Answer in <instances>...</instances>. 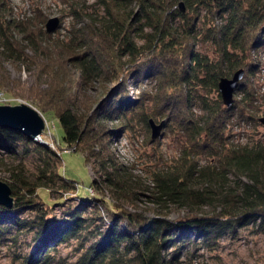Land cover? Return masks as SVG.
Here are the masks:
<instances>
[{
  "label": "trees",
  "instance_id": "16d2710c",
  "mask_svg": "<svg viewBox=\"0 0 264 264\" xmlns=\"http://www.w3.org/2000/svg\"><path fill=\"white\" fill-rule=\"evenodd\" d=\"M88 7L72 8L65 38L53 44L46 31L38 29V39L32 24L11 17L9 1L0 0V68L4 61H31L47 72L48 84L31 102L57 119L65 148L80 152L97 173L82 194L75 180L60 173L59 151L0 125V151L12 154L21 141L23 154L36 156L30 175L21 161L10 169L6 183L14 206L0 205L1 232L34 228L41 238L24 264H49L53 255L48 243L70 240L79 249L74 264H188L200 249L219 257L221 242L237 237L242 228L264 235V141L253 138L260 124L251 86L258 69L253 51L264 45V0H95ZM47 49L45 62L29 59L26 52L39 57ZM55 49L69 52L67 61L83 82L112 84L99 106L80 109L72 89L81 83L74 78L66 86L61 67L48 63ZM240 68L244 75L234 92L239 98L233 95V103L225 106L218 81ZM128 79L141 87L130 101L126 93L118 96L127 92ZM2 81L0 86L8 87ZM156 117L165 118L170 131L181 132L184 145L164 170L150 175L154 189L147 190V198L158 211L148 217L125 207L138 199L137 184L111 148L112 141L103 139L130 134L138 122L147 127L148 119ZM251 121L248 141L232 144L233 129ZM107 122L112 128L104 126ZM40 188L58 189L79 203L63 220L51 221V205L43 201L40 207ZM105 192L113 204L102 217L99 203L106 201ZM168 204L185 207L184 215L164 217L162 208ZM89 205L91 216L83 213ZM202 205L211 209L200 213ZM27 207L44 210L32 219L20 217L19 209ZM102 218H110L108 227L102 228V221L97 225ZM184 248L189 251L182 255Z\"/></svg>",
  "mask_w": 264,
  "mask_h": 264
},
{
  "label": "rangeland",
  "instance_id": "374dc122",
  "mask_svg": "<svg viewBox=\"0 0 264 264\" xmlns=\"http://www.w3.org/2000/svg\"><path fill=\"white\" fill-rule=\"evenodd\" d=\"M11 8V17L15 19L23 20L24 23L30 25L32 24L34 32L37 33L38 39L42 38V35H38V29L45 31L46 21L54 16L59 18L58 26L52 31L47 32L45 36H49L48 40L56 44L61 39L65 38L67 30L69 29L72 19L69 16L70 11L75 6L79 10L87 11L91 4L95 0H7ZM72 5V6H71ZM87 8V9H86ZM91 10V9H90ZM68 28V29H67ZM44 37V36H43ZM45 39V38H44ZM45 43H42L44 46ZM52 49V46L49 45ZM47 50H44V56L36 57L30 51L26 50L29 55V59L36 61V58H39L38 61H46L45 56L47 55ZM53 55H51L50 65L57 64L61 67L60 70H63L65 75L66 86L69 83L66 80L76 79L77 85L80 82L81 84L75 89H72L75 92V97L77 98L80 109L85 111L87 107H91L90 110L99 106L101 99H103L106 92L110 90L112 84L101 85L98 82H83V79L79 77L78 71L74 68L72 64H69L67 61L69 52L65 49L59 50L55 49ZM258 60L256 72L253 76L251 86L255 91L256 100L255 104L258 109L256 112V118L260 115H264V45L261 44L253 51L252 58ZM56 61V63H54ZM31 61H28L24 65L12 64L9 61H4L2 68H0V81L5 80L7 86H0V105H15L20 103H26L31 107L35 108L44 121V129L41 133L30 137L35 142L48 146L56 151L60 152L62 158V165L60 167V173L63 174L66 178L73 179L78 183L79 192L84 194L91 183V179L97 176L96 170L91 165L87 164L78 151H74L73 148H65V144L62 140V128L55 117L52 114L41 112L38 107L31 102V98L34 97V94L38 90L44 89L48 84L47 72H44L43 68L35 67V65L30 64ZM55 68V67H54ZM57 68V67H56ZM58 69V68H57ZM245 81V77L243 78ZM73 80L71 81V87L74 88ZM127 92H122L118 94L121 97L126 93L127 100L136 99L137 93H139L140 86L134 85L132 82H126ZM51 93V92H50ZM234 98L238 99L239 97L236 94H233ZM125 96V95H124ZM52 115V116H51ZM155 122L165 120V118L156 117ZM259 123V121H257ZM260 125L257 126V133L255 134L254 139H260L264 141V128ZM254 121L250 122L248 125L244 126L242 129L235 127L232 131V135L229 137V141L233 143L243 144L247 139V133L250 132ZM4 126V125H1ZM104 126L112 128V124L107 122L104 123ZM168 121H166L165 126L162 130V134L155 139H151L150 127H144L143 124L134 125V128L129 131L130 134H124V132L118 133L116 135L113 133L112 136L108 135L104 137L103 142L112 141L111 148L118 155V160L129 168L131 174L134 177V183L137 184V187L133 186V189L138 193V199L133 200V205L125 206L128 210L133 211V209H139L146 216L150 217L155 215L158 211L157 205L150 201V198H147L149 193L147 190L154 189L153 183L150 179V175L155 170L165 168V165L171 163L174 159L177 158L178 153L183 144V138L180 136L181 132L175 133L169 130ZM23 133V132H21ZM25 134V133H23ZM26 135V134H25ZM253 138H250L251 140ZM18 148H16L14 153H8L6 150L0 151V180L6 183V180L9 178V171L18 161H21L25 165L26 174L30 175L35 168V155L23 154V148L21 146L22 142L18 141ZM22 156H25L24 158ZM205 156L201 157V161H204ZM162 171V170H160ZM232 179V176L229 177ZM205 184L198 185L201 187ZM38 199L41 202L40 207H44V202L51 205V212L47 215V219L55 221L56 219L63 220L67 217L69 211L74 210L77 207L79 200L76 196L70 194L65 195L64 192H61L58 189L54 190H45L43 188L38 189L37 191ZM90 193L93 190H89ZM105 202L99 203V210L103 216H106V207L112 205L113 199L104 193L102 195ZM44 201V202H43ZM45 204V205H46ZM0 205L4 206L0 203ZM81 205V204H79ZM78 205V206H79ZM14 206V198H13ZM12 206V207H13ZM6 207V206H4ZM39 207V206H38ZM113 207V206H112ZM7 208V207H6ZM81 209V206L79 207ZM10 209V208H9ZM40 211H34L32 208H21L18 211L20 217H25L32 219L37 217L42 213ZM211 209V206L202 205L200 207L201 212L205 213ZM44 210V209H43ZM163 211L167 212L164 217L168 219L180 218L183 213L186 211L185 207L177 208V206H172L168 204L165 208H162ZM85 211H87L85 213ZM46 212V211H45ZM83 213L87 216L92 214V206L89 205L88 210H83ZM98 215V214H97ZM110 219V218H109ZM109 219H100L96 223H101L102 221L104 226L108 227ZM95 223V225H96ZM119 225L123 228L125 223L119 221ZM7 229V228H6ZM4 229L3 232L0 231V264H24L25 258L28 253H34L36 246L40 244V237L37 236L35 229H23L22 231H17V228L12 227ZM35 232V233H34ZM47 249L51 250L52 261L49 264H74L75 260L78 257L79 249L77 247L76 240H70L67 242L61 243H48ZM186 248L181 250L182 255L185 254ZM189 251V250H188ZM220 254L219 257L214 258L209 256L204 249L196 251L195 258L191 263L188 264H264V235L255 234L251 228H242L239 230V235L235 238L229 236L221 242L220 245Z\"/></svg>",
  "mask_w": 264,
  "mask_h": 264
},
{
  "label": "water",
  "instance_id": "95a60500",
  "mask_svg": "<svg viewBox=\"0 0 264 264\" xmlns=\"http://www.w3.org/2000/svg\"><path fill=\"white\" fill-rule=\"evenodd\" d=\"M181 5V3H180ZM59 23L57 16L49 18L45 23V31L52 32ZM244 75V69L240 68L233 72L231 77H221L217 87L225 106H230L233 102V94L238 87L239 81ZM259 123L264 128V116L258 117ZM151 139L158 138L162 134V130L166 121L161 120L155 122L154 119H148ZM0 125L8 126L15 131L23 132L33 137L42 132L44 129V121L40 113L26 103L15 105H0ZM0 203L11 208L13 206V197L9 185L0 180Z\"/></svg>",
  "mask_w": 264,
  "mask_h": 264
},
{
  "label": "bare ground",
  "instance_id": "6f19581e",
  "mask_svg": "<svg viewBox=\"0 0 264 264\" xmlns=\"http://www.w3.org/2000/svg\"><path fill=\"white\" fill-rule=\"evenodd\" d=\"M233 103V102H232ZM186 250H188L187 248H186Z\"/></svg>",
  "mask_w": 264,
  "mask_h": 264
}]
</instances>
